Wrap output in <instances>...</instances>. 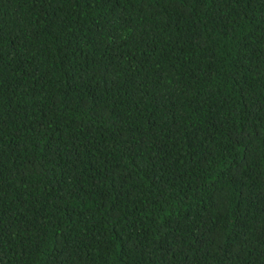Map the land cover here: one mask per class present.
<instances>
[{"label":"trees","instance_id":"trees-1","mask_svg":"<svg viewBox=\"0 0 264 264\" xmlns=\"http://www.w3.org/2000/svg\"><path fill=\"white\" fill-rule=\"evenodd\" d=\"M0 264H264V0H0Z\"/></svg>","mask_w":264,"mask_h":264}]
</instances>
